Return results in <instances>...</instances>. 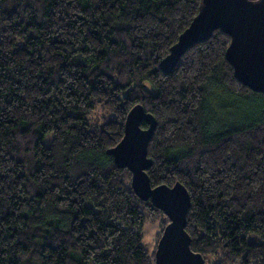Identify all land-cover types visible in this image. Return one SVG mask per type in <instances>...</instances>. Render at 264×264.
Here are the masks:
<instances>
[{
    "label": "trees",
    "instance_id": "1",
    "mask_svg": "<svg viewBox=\"0 0 264 264\" xmlns=\"http://www.w3.org/2000/svg\"><path fill=\"white\" fill-rule=\"evenodd\" d=\"M199 1L0 0V264H155L141 228L160 222L157 245L168 218L107 154L138 104L151 186L189 193L191 250L264 264V93L221 30L160 68Z\"/></svg>",
    "mask_w": 264,
    "mask_h": 264
},
{
    "label": "water",
    "instance_id": "2",
    "mask_svg": "<svg viewBox=\"0 0 264 264\" xmlns=\"http://www.w3.org/2000/svg\"><path fill=\"white\" fill-rule=\"evenodd\" d=\"M215 30L230 38L225 59L236 80L264 93V0H200L196 16L170 47L160 68L170 72L187 49L208 39ZM142 121L147 123L146 129L140 127ZM155 127L154 117L135 105L125 118L122 139L107 154L118 168L129 170L135 195L149 200L168 218L154 252L155 264H205L202 255L191 250L185 230L190 208L186 188L178 181L173 186H151L146 172L152 163L147 147Z\"/></svg>",
    "mask_w": 264,
    "mask_h": 264
},
{
    "label": "rangeland",
    "instance_id": "3",
    "mask_svg": "<svg viewBox=\"0 0 264 264\" xmlns=\"http://www.w3.org/2000/svg\"><path fill=\"white\" fill-rule=\"evenodd\" d=\"M231 109H227V110H231ZM227 112L229 115L233 114L236 116L239 110L232 109L231 112L230 111H227ZM225 114L228 115L227 113ZM49 140L50 138L46 137L45 143L48 144ZM159 230H160V222L158 220H155V221L146 220L141 228L142 243L149 252H152L156 246V238H157Z\"/></svg>",
    "mask_w": 264,
    "mask_h": 264
}]
</instances>
